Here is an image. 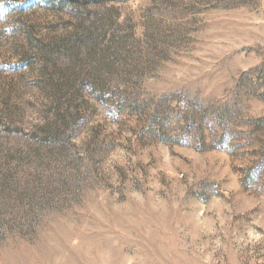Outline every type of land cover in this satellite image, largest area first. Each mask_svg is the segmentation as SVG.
I'll return each mask as SVG.
<instances>
[{"label":"rangeland","instance_id":"1","mask_svg":"<svg viewBox=\"0 0 264 264\" xmlns=\"http://www.w3.org/2000/svg\"><path fill=\"white\" fill-rule=\"evenodd\" d=\"M0 264H264V0H0Z\"/></svg>","mask_w":264,"mask_h":264}]
</instances>
